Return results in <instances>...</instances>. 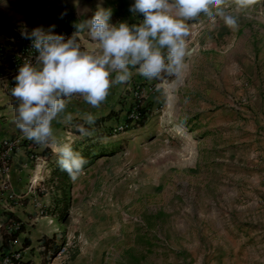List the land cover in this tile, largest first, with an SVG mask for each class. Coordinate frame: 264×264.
Instances as JSON below:
<instances>
[{"label": "rangeland", "instance_id": "1", "mask_svg": "<svg viewBox=\"0 0 264 264\" xmlns=\"http://www.w3.org/2000/svg\"><path fill=\"white\" fill-rule=\"evenodd\" d=\"M16 1L19 9L27 0ZM228 2L237 30L219 18L190 21L181 81L137 80L129 91H110L108 107L74 110L75 119L95 117L84 125L90 136L75 127L74 150L98 157L75 181L64 184L52 151L14 154L4 167L0 160V232L15 222L11 214L26 228L0 264H264V0L240 11ZM13 25L15 37L22 26ZM189 86L203 87L209 109L195 110ZM137 107L149 113L142 128ZM5 138L23 142L2 134L0 148ZM231 183L235 199L223 200L217 189ZM178 220L185 229H173Z\"/></svg>", "mask_w": 264, "mask_h": 264}, {"label": "clouds", "instance_id": "2", "mask_svg": "<svg viewBox=\"0 0 264 264\" xmlns=\"http://www.w3.org/2000/svg\"><path fill=\"white\" fill-rule=\"evenodd\" d=\"M257 0H233L236 10L249 9ZM228 0H134L130 12L142 16L139 23L112 22L113 10L97 5L91 19H81L72 36L42 27L21 35L32 41L36 53L25 59L14 77L11 95L18 102L14 122L24 137L42 148H50L60 169L75 181L87 160L73 148L71 137H61L53 122L61 116L71 123L68 104L76 96L93 108H99L116 85L128 83L133 69L149 81L171 78L176 84L184 77L190 55L189 21L206 17L211 23L223 21L230 30L239 28V18L227 9ZM89 11L85 9L84 12ZM93 42L82 47V36ZM159 91V86L157 87ZM166 92V90H165ZM169 100L171 97H167ZM88 125L95 117L86 113ZM82 136L91 132L84 124L76 125Z\"/></svg>", "mask_w": 264, "mask_h": 264}, {"label": "crops", "instance_id": "3", "mask_svg": "<svg viewBox=\"0 0 264 264\" xmlns=\"http://www.w3.org/2000/svg\"><path fill=\"white\" fill-rule=\"evenodd\" d=\"M13 1L15 0H0V41H5L7 38L11 37L12 30L14 29V25H21L24 27L29 33L38 27H42L45 30H48L53 25H55V28L59 29H65V30H73L75 31V28L73 25L75 23H78L81 19H91L94 15L95 11L97 10V5L102 3V6L104 8H111L113 10V16H112V22L118 23V22H128L129 24L133 23H139L142 19V16L136 15L134 16L132 12H124L122 11L123 7L127 5V2H131L129 0H27L25 3L20 5L19 9H16V7L13 5ZM18 1V0H17ZM16 1V2H17ZM123 5V7L121 6ZM15 7V8H14ZM85 9H88L89 11L84 12ZM189 23V22H188ZM82 47L85 48H92L93 42L90 41L86 35L82 36L81 39ZM257 62V58H252ZM259 61V59H258ZM259 64V62H257ZM242 68L240 66V63L238 62L234 69L238 70ZM256 77H258L260 72L262 71L261 68L256 67ZM5 73V70L2 69L0 71V74ZM234 72V71H233ZM241 75H243V72H240ZM263 78L261 75L259 78ZM146 79L139 75L135 69H133V76L131 80L123 85H116L111 89V93L117 95L119 93H123L124 91H129L131 88V84L137 80ZM207 82H202L200 85L203 86ZM9 83H0V135L5 134L8 136H12L15 134H19L22 138L23 142L17 149L15 153V157L17 159H25V155L29 154L31 150H39L42 151L45 155L50 154L48 151L44 152L46 149L52 151L50 148H42L39 145H36L34 142H31L27 138L24 137L23 133L16 127V124L14 122L15 118V106L17 105V101H15V98L12 97L11 93L8 91L7 86ZM207 85V84H206ZM209 85V84H208ZM198 90L192 91L191 86H189V91L185 92H194L196 96L195 98V110L197 112L204 111L205 109H209L212 105V100H204V92L203 87ZM187 88V87H186ZM185 90V89H184ZM187 90V89H186ZM223 88L219 89V93H224ZM227 104H229V96H227ZM108 101H105L103 105L105 107H108ZM83 107L86 109H91V106L84 102L82 97L76 96L72 99V101L68 104V107L66 109V113H72L73 120L71 123L65 122L63 119V116H61L57 121L53 122V128L56 131H60L58 134L61 137H72L75 135V127L78 123H75V120H79L82 123L86 124L84 122V115L79 116L76 119L74 110L77 108ZM229 107V106H228ZM198 114V113H197ZM230 119H227V122H229ZM79 125V124H78ZM214 126V122H211L209 125ZM195 133V132H194ZM53 152V151H52ZM22 171L25 172L26 168L21 167ZM20 169V170H21ZM190 170V169H189ZM188 170V172H189ZM171 174V172H169ZM193 178V177H192ZM186 183L187 186H189L191 183ZM196 180V179H194ZM201 181V180H200ZM230 184V179L227 181ZM232 185V183H231ZM192 191V198H196L197 192H194V189L190 187ZM218 194L220 192L222 193V199L227 200L231 199L234 201L235 199V188L233 185L231 187H224L221 186L217 189ZM179 194L176 191V195ZM182 196V195H181ZM180 199L182 201H180ZM179 201L183 203L185 201V198H180ZM212 204L215 206H220L222 203L220 202V198L218 197L216 201H212ZM209 223V221L207 222ZM173 229L181 231L185 229V226L181 220H178L175 225H173Z\"/></svg>", "mask_w": 264, "mask_h": 264}, {"label": "built area", "instance_id": "4", "mask_svg": "<svg viewBox=\"0 0 264 264\" xmlns=\"http://www.w3.org/2000/svg\"><path fill=\"white\" fill-rule=\"evenodd\" d=\"M14 30L16 29H13V31ZM23 31H27V30L22 27L19 28L16 31L17 33L15 37L11 36L7 38L3 43H0V67H3L5 70V77H7L6 81H8L9 83L7 89L10 93L12 87L14 86L13 84L10 83V79L14 81V77L18 74V69L20 66H22L23 61L25 59L34 58L36 55L32 47V41L30 39H25L21 35ZM54 32L56 34H61L64 35L66 38H69L72 36L74 31L70 29L65 30V29L55 28ZM2 78L4 77L0 76V81L3 80ZM135 118L138 117L136 116ZM2 142L3 143L0 148V160H1V167H4V165H6L5 163L7 162L6 160L9 161L12 155L16 153L20 141H13L5 138Z\"/></svg>", "mask_w": 264, "mask_h": 264}, {"label": "trees", "instance_id": "5", "mask_svg": "<svg viewBox=\"0 0 264 264\" xmlns=\"http://www.w3.org/2000/svg\"><path fill=\"white\" fill-rule=\"evenodd\" d=\"M190 24V21H189ZM16 101V99H15ZM136 116L139 118V122L136 123L137 128H142L145 126V123L148 119V111L146 109H140L139 107L135 108L134 110ZM78 124H81L82 122L77 120L76 121ZM97 124H99V121H96ZM134 122L133 119H129L127 124H132ZM86 125V124H85ZM87 128L89 131H91L92 129L90 127H85ZM33 142V141H31ZM37 145V144H36ZM48 151L50 153V150L46 149L45 152ZM83 157H85V159L87 160V164L85 166H90L92 163V161H94V159L98 158V157H92L90 155H84ZM84 166V167H85ZM59 176L62 179V181L64 182V184H69V175L64 172V171H60L59 172ZM10 219L12 220V222L15 220L14 223H12L11 225H9L8 228H6L5 230H2L0 232V255H4L6 251H9L13 248L14 244L17 242V240L19 239V237L21 236V234H23L26 231V228L24 226V224L13 214L10 215ZM16 225V227H14ZM56 242V241H55ZM45 244L47 246H49L48 241L45 242ZM26 247L30 246V241L26 240L25 242ZM54 247L56 246L55 244L53 245ZM16 264H30V263H20V262H16Z\"/></svg>", "mask_w": 264, "mask_h": 264}]
</instances>
